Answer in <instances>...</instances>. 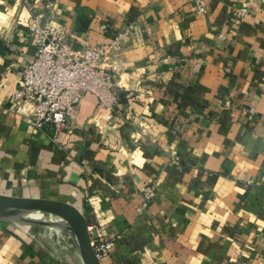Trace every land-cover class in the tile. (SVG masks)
<instances>
[{"label": "crops", "instance_id": "obj_1", "mask_svg": "<svg viewBox=\"0 0 264 264\" xmlns=\"http://www.w3.org/2000/svg\"><path fill=\"white\" fill-rule=\"evenodd\" d=\"M26 1L76 48L138 32L102 63L119 104L89 94L55 136L12 111L36 48L26 2L0 0V195L77 208L113 241L100 264H264V0ZM31 238L0 220V264H48Z\"/></svg>", "mask_w": 264, "mask_h": 264}, {"label": "built area", "instance_id": "obj_2", "mask_svg": "<svg viewBox=\"0 0 264 264\" xmlns=\"http://www.w3.org/2000/svg\"><path fill=\"white\" fill-rule=\"evenodd\" d=\"M23 1L30 14L28 30L35 39L36 54L23 66L22 79L12 97V111L20 114L30 128L52 127L55 136L73 128L79 106L89 94L97 97L99 109L113 111L123 94L102 63L108 51H119L124 42L137 35L138 28L128 25L109 43L76 48L65 40L66 30L53 20L52 4L40 7L39 2ZM198 12H206L204 0L199 1ZM107 29L105 24L100 26L102 32ZM28 106L33 107L32 112H27ZM153 190H145L147 200L153 198ZM88 231L98 259L110 254L113 241L106 239L101 229L88 227Z\"/></svg>", "mask_w": 264, "mask_h": 264}, {"label": "rangeland", "instance_id": "obj_3", "mask_svg": "<svg viewBox=\"0 0 264 264\" xmlns=\"http://www.w3.org/2000/svg\"><path fill=\"white\" fill-rule=\"evenodd\" d=\"M32 212L21 211L18 214L0 217V220L25 228L33 237L30 239L31 246L49 252L48 264H85L81 257L78 238L69 225L62 227L55 224L50 227L47 217L36 218Z\"/></svg>", "mask_w": 264, "mask_h": 264}, {"label": "water", "instance_id": "obj_4", "mask_svg": "<svg viewBox=\"0 0 264 264\" xmlns=\"http://www.w3.org/2000/svg\"><path fill=\"white\" fill-rule=\"evenodd\" d=\"M0 210L11 212L36 211L58 216L75 232L85 264H100L93 249L88 225L82 213L70 204L45 199H28L0 195Z\"/></svg>", "mask_w": 264, "mask_h": 264}, {"label": "bare ground", "instance_id": "obj_5", "mask_svg": "<svg viewBox=\"0 0 264 264\" xmlns=\"http://www.w3.org/2000/svg\"><path fill=\"white\" fill-rule=\"evenodd\" d=\"M13 214H15V212H11L8 210H0V217H3L5 215H13ZM31 214L33 215V217H36V218H42V217L46 218L47 217L50 221V225H49L50 227H52L55 224L60 225L62 227L68 226V223L65 220H63L62 218H59L58 216L52 215V214H47V213H43V212H36V211H33ZM50 231H52V230H50Z\"/></svg>", "mask_w": 264, "mask_h": 264}]
</instances>
